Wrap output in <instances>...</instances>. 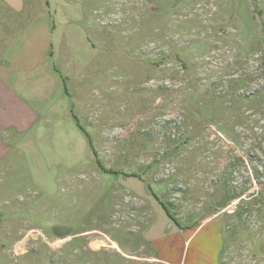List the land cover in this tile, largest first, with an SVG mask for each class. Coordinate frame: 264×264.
Instances as JSON below:
<instances>
[{"label":"rangeland","instance_id":"374dc122","mask_svg":"<svg viewBox=\"0 0 264 264\" xmlns=\"http://www.w3.org/2000/svg\"><path fill=\"white\" fill-rule=\"evenodd\" d=\"M45 8L53 117L0 158L11 239L38 236L23 258L152 254L157 196L184 228L220 216L227 264H264V0Z\"/></svg>","mask_w":264,"mask_h":264},{"label":"crops","instance_id":"0c3cea01","mask_svg":"<svg viewBox=\"0 0 264 264\" xmlns=\"http://www.w3.org/2000/svg\"><path fill=\"white\" fill-rule=\"evenodd\" d=\"M51 33L45 0H0V158L24 144L15 139L27 138L53 117L49 92L61 90V86L55 84L59 71L50 51ZM8 218L9 213L0 209V264H38L23 258L30 240L38 236L31 229L11 239L14 233L10 232ZM166 218L168 231L147 235L152 254L124 253L122 264H227L223 258L226 234L220 216L185 228L167 212ZM73 253L70 264H111L91 257L81 260L79 250Z\"/></svg>","mask_w":264,"mask_h":264},{"label":"trees","instance_id":"16d2710c","mask_svg":"<svg viewBox=\"0 0 264 264\" xmlns=\"http://www.w3.org/2000/svg\"><path fill=\"white\" fill-rule=\"evenodd\" d=\"M134 176H135V174H134ZM156 198L160 201V203L162 204V206L164 207V209L166 210V212L170 216V218L172 220H174L179 226H182L181 223L179 222V220L173 214V212L171 210L172 208L167 203H165L164 201L160 200L157 196H156Z\"/></svg>","mask_w":264,"mask_h":264},{"label":"built area","instance_id":"2783aa9c","mask_svg":"<svg viewBox=\"0 0 264 264\" xmlns=\"http://www.w3.org/2000/svg\"><path fill=\"white\" fill-rule=\"evenodd\" d=\"M35 233V232H34ZM44 237V236H43ZM46 242H48L47 240H46Z\"/></svg>","mask_w":264,"mask_h":264}]
</instances>
